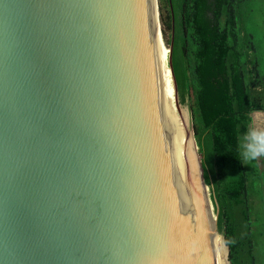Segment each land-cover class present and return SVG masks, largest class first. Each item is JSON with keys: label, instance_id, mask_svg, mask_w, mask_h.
Segmentation results:
<instances>
[{"label": "water", "instance_id": "water-1", "mask_svg": "<svg viewBox=\"0 0 264 264\" xmlns=\"http://www.w3.org/2000/svg\"><path fill=\"white\" fill-rule=\"evenodd\" d=\"M175 0H0V264H209ZM224 264H228L224 256Z\"/></svg>", "mask_w": 264, "mask_h": 264}, {"label": "trees", "instance_id": "trees-1", "mask_svg": "<svg viewBox=\"0 0 264 264\" xmlns=\"http://www.w3.org/2000/svg\"><path fill=\"white\" fill-rule=\"evenodd\" d=\"M251 0H175V80L200 138L201 172L228 264H264V157L238 151L264 111V53L245 18Z\"/></svg>", "mask_w": 264, "mask_h": 264}, {"label": "rangeland", "instance_id": "rangeland-1", "mask_svg": "<svg viewBox=\"0 0 264 264\" xmlns=\"http://www.w3.org/2000/svg\"><path fill=\"white\" fill-rule=\"evenodd\" d=\"M244 9H251V15L245 18V21L249 24V28L253 32L255 39L259 42L260 52L264 53V0H251L250 3L244 6ZM187 120L192 126L190 119V112L187 106L180 105ZM251 116V129L264 130V111L252 112ZM259 159V158H258ZM207 191V190H206ZM203 196V194H202ZM209 206L211 213L213 214V206L209 199ZM222 245V244H221ZM222 252L225 256L226 247L222 245Z\"/></svg>", "mask_w": 264, "mask_h": 264}, {"label": "clouds", "instance_id": "clouds-1", "mask_svg": "<svg viewBox=\"0 0 264 264\" xmlns=\"http://www.w3.org/2000/svg\"><path fill=\"white\" fill-rule=\"evenodd\" d=\"M238 151L246 161L264 157V130L249 129L239 139Z\"/></svg>", "mask_w": 264, "mask_h": 264}, {"label": "bare ground", "instance_id": "bare-ground-1", "mask_svg": "<svg viewBox=\"0 0 264 264\" xmlns=\"http://www.w3.org/2000/svg\"><path fill=\"white\" fill-rule=\"evenodd\" d=\"M202 199L203 196L201 192V225L209 264H224V254L222 252V245L219 236L217 235L214 239L208 237V223L203 209L204 205Z\"/></svg>", "mask_w": 264, "mask_h": 264}]
</instances>
